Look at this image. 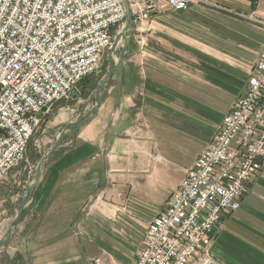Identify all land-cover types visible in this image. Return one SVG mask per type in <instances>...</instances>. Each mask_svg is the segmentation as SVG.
Segmentation results:
<instances>
[{
  "label": "crops",
  "instance_id": "1",
  "mask_svg": "<svg viewBox=\"0 0 264 264\" xmlns=\"http://www.w3.org/2000/svg\"><path fill=\"white\" fill-rule=\"evenodd\" d=\"M144 26L118 52L98 110L100 92L72 105L70 122L89 119L47 160L0 264H133L246 91L264 47V0H205ZM111 67L103 61L91 86ZM211 235L219 264H264V159L241 207Z\"/></svg>",
  "mask_w": 264,
  "mask_h": 264
},
{
  "label": "built area",
  "instance_id": "2",
  "mask_svg": "<svg viewBox=\"0 0 264 264\" xmlns=\"http://www.w3.org/2000/svg\"><path fill=\"white\" fill-rule=\"evenodd\" d=\"M203 1L0 0V184L26 159L54 104L100 72L108 51L114 56L128 12L142 33L152 14ZM263 159L264 47L244 95L150 223L133 264H219L211 232L241 207Z\"/></svg>",
  "mask_w": 264,
  "mask_h": 264
},
{
  "label": "rangeland",
  "instance_id": "3",
  "mask_svg": "<svg viewBox=\"0 0 264 264\" xmlns=\"http://www.w3.org/2000/svg\"><path fill=\"white\" fill-rule=\"evenodd\" d=\"M133 31L134 29L130 27V29L126 32L125 38L123 36H119L117 38L116 47L113 52L114 56H110L108 51V53L104 55V62L108 61L111 57V60L114 61V63L116 62L115 64L118 63L117 61L121 58L120 56L122 55H119L118 52L120 50H123V47L126 48L128 43L133 40V37L135 36V31ZM91 82L92 81L89 82L83 96L90 93ZM75 103V101L69 98L57 101L54 104L52 111L50 113L48 112L49 114L45 115L40 127L34 133L29 145L26 159L18 168L9 171L4 182L0 184V241H4L7 239V237L10 236L8 239L9 242L12 238L13 233H16L18 229L17 227H19V225L21 224L22 219L16 221L13 224L11 231L9 232L10 223L16 217L25 198L28 187L34 183L38 173L39 163L41 162L43 157H45L51 151L56 141L60 138L59 135L63 130L71 132L62 137L61 144L64 142L66 137H68L70 134L75 133H72V131L76 125V122H70L72 116V105ZM62 107L64 108L61 109ZM46 162L42 165L41 171H43ZM177 178H175V180ZM173 182H168L167 184L169 185ZM35 187L29 193L28 204L31 201L32 193ZM8 233H10L9 236ZM5 244H7V242ZM3 245H0V247Z\"/></svg>",
  "mask_w": 264,
  "mask_h": 264
},
{
  "label": "water",
  "instance_id": "4",
  "mask_svg": "<svg viewBox=\"0 0 264 264\" xmlns=\"http://www.w3.org/2000/svg\"><path fill=\"white\" fill-rule=\"evenodd\" d=\"M131 25H132V19H131V15L129 14V12H128V22H127V24L125 25V27L123 28V31H122V35L121 36H123L124 38L126 37V32L130 29V27H131ZM115 47H116V43H115V45H114V49H115ZM118 63L117 64H120L121 62H122V57L117 61ZM109 63L111 64V69H110V71L105 75V77L101 80V82L96 86V88L94 87V86H91L90 87V96H94V95H96L97 93H99L100 92V97H99V99H98V102H97V106H96V110H98V107H99V105H100V103H101V101H102V94H103V92H104V90H105V85H106V81L110 78V76L112 75V74H114L115 72H116V68H115V66H114V64L116 63H114V61H112L111 60V57H110V59H109ZM89 81H90V79H84L83 81H81L80 83H79V85L77 86V87H75L74 89H73V91L71 92V94H70V98L73 100V101H78L84 94H85V90H86V88H87V86H88V84L87 83H89ZM48 110V107H44L43 109H42V111L39 113V115H42V112H46ZM89 118L88 117H85V118H81L77 123H76V125L75 126H77V127H75L74 129H73V131H72V133L73 132H76L77 131V129L78 128H80L81 126H82V124L84 123V122H86L87 120H88ZM71 131H69V132H67L66 130H63L61 133H60V135H59V139L56 141V143H55V145L53 146V148L51 149V151L45 156V157H43V159L41 160V162L39 163V168H38V173H37V176H36V179H35V181H34V183L31 185V186H29L28 187V189H27V191H26V195H25V198H24V200H23V202H22V204H21V206H20V209H19V211H18V213H17V215H16V217L13 219V221L10 223V226H9V232L11 231V229H12V226H13V224L16 222V221H18V220H20L21 219V217H22V214H23V211H24V209H25V207L27 206V204H28V200H29V193H30V191L37 185V183H38V181H39V178H40V174H41V167H42V165L52 156V154L60 147V145H61V142H62V137L63 136H65L67 133H70ZM10 235V233H8V236ZM10 237V236H9ZM9 237H7V239L6 240H4V241H0V245H3V244H5L6 242H8V239H9Z\"/></svg>",
  "mask_w": 264,
  "mask_h": 264
},
{
  "label": "trees",
  "instance_id": "5",
  "mask_svg": "<svg viewBox=\"0 0 264 264\" xmlns=\"http://www.w3.org/2000/svg\"><path fill=\"white\" fill-rule=\"evenodd\" d=\"M23 216H24V212H23V214H22V217H21V219H23Z\"/></svg>",
  "mask_w": 264,
  "mask_h": 264
},
{
  "label": "flooded vegetation",
  "instance_id": "6",
  "mask_svg": "<svg viewBox=\"0 0 264 264\" xmlns=\"http://www.w3.org/2000/svg\"><path fill=\"white\" fill-rule=\"evenodd\" d=\"M87 79H90V78H87ZM91 80V79H90ZM90 82V81H89ZM87 84H89V83H87Z\"/></svg>",
  "mask_w": 264,
  "mask_h": 264
}]
</instances>
